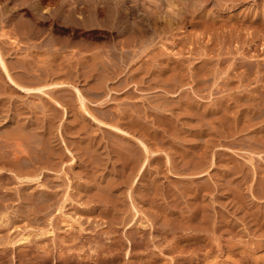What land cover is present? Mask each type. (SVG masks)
<instances>
[{
  "label": "rangeland",
  "instance_id": "374dc122",
  "mask_svg": "<svg viewBox=\"0 0 264 264\" xmlns=\"http://www.w3.org/2000/svg\"><path fill=\"white\" fill-rule=\"evenodd\" d=\"M11 1L0 0V20L3 21L0 22V53L2 58L4 55L7 63L12 65L14 59L17 61L23 58L21 54L27 53L29 44L41 43L42 40L53 35L56 38L61 37L58 30L61 24L58 21L40 23L36 17L41 19V15L60 13L61 10L67 15L66 12L71 10L72 5L68 4V0H64L65 4H62L63 0L62 2L61 0H45L38 10V16H34L26 12L27 4L20 3L21 0H17L16 5V0ZM27 1L35 4L37 0ZM79 1L82 2L78 5V9H75V15L80 17L81 14H87L88 11L83 9L85 8L83 5L85 1ZM79 1L78 3H80ZM195 1H197L195 4H191L189 1L178 0L183 7L179 6V8L174 9L177 14H172L175 16L172 30L165 34H155L154 41L158 50L151 53L157 54V51H163L162 62L157 63L155 61L153 63L155 71L153 69L152 73L143 72L140 74L142 81L136 78L137 81H129L126 85L123 82L133 71L131 69L124 71L125 74L122 72V75L120 72L119 76H112V79L109 80V86H113L111 87L113 93L108 105L112 106L111 109H114L117 117L128 112L130 117L144 120L143 122L146 121L147 131L144 133L134 126L130 128L124 122L120 123L119 126L131 133L130 138L135 145L138 144L137 140H141L148 145L151 151L157 152L156 159L150 155L143 176L133 170L129 181L122 182L121 185L123 186L120 187V190L115 189L112 196L113 204L99 200L91 192L96 180L90 178L88 174L90 171L86 169H89L93 163L85 161L88 164L87 167L78 160L73 168L68 164L71 155L78 157V148L75 144L78 140L95 139V143L99 141V149L102 151L104 145H110L108 134L96 128V124H94L95 126L89 124V129L84 128L83 121L76 113V103L70 104L58 93H56L58 96L54 94L53 98L66 106L67 113L62 115V112L59 111V115L54 117L50 126L48 119L52 112L51 110L47 112L45 106L48 99L38 96L25 98V96L11 93L3 84V73H1L0 139L3 135V125L10 127L12 122L14 123L18 118L20 121H27V124H32L38 120L36 122L41 125V127L38 125L37 128L39 132L40 130L47 132L46 136H53L52 138L62 149L66 146L71 151L70 154L65 153L62 162L59 163V166L63 163V170L65 171L62 174L63 181L60 183V192L65 190L66 184L70 181L71 188L68 191V196L71 198V202L63 211L58 210L57 212L55 206L60 201L57 200L54 202L55 206L51 211L44 216L40 214L37 216L32 210V205L28 206L27 203V198L32 197V192L39 188L37 183L33 182L27 189L23 190L21 183L19 186L16 179L12 180L13 174L8 171L3 173V167L0 166V264H66V261L64 263L57 261V257L64 254H71L73 257L90 256L93 253L92 248L74 244L70 239L78 231L83 234H91L95 229H108L111 225L109 219L112 213L116 212L117 219L122 214L133 217V213H135L133 208L138 210L134 216V227L143 222L151 223V221L156 226L165 225L167 218L171 216L162 213L157 206L169 204L168 206L171 205V207L178 209L180 205H183L186 207V212H189L192 205L191 200L199 204L202 203V200L207 203L209 226L216 227L214 234L212 227H209L207 230L198 233L202 235L200 242L196 239L186 242L191 234L196 233V230L176 232L177 243L180 242L179 244L183 245V250L179 253L175 249H170V246L167 248L158 246L157 242L164 240L153 231L149 235L151 238L155 237L156 243L149 240L148 247L139 250L131 248L132 244L130 243L135 240L134 231H127L122 234L123 226L119 224L116 232L110 234L112 239H120L125 244L123 252H120L121 260L119 263L139 264L140 261H143L137 256L146 252L151 258L144 261L145 264H185L186 260L191 259L195 261L194 264H214L213 259L215 258L221 263L226 260V256L219 253L215 245H212L214 243L213 238L218 236L221 243L237 238L243 239L242 241L247 243H245L246 255L233 254L234 256H232L234 259H241L242 257L244 260V262L241 260L242 264H264V216L256 215L258 210H264V139H261L264 138V0ZM60 4L61 6H59ZM3 10L6 11V17L3 15ZM73 26L69 28L66 34L68 41L72 39L70 44L75 42L73 39L76 41L82 39L79 42L90 47V51L99 48L105 49L110 43L109 36L105 32L100 33L88 27H80L79 30L77 25L73 24ZM34 30L36 31L35 34L29 32L30 35L27 36L28 31L33 32ZM31 35L32 37H30ZM3 41L7 42L4 47ZM73 48V46L69 47V50L75 52L73 58L76 61V57H79V51L77 52L76 47L71 50ZM147 50H144L142 54L138 53L137 59L146 54ZM35 51L43 50L40 47L39 49L35 47ZM81 53L82 51H80ZM174 59L181 62V66L179 65L177 70L170 64ZM201 62H204V65L201 66ZM156 65L166 67V74L168 75L176 72L177 82L175 86L169 84L170 82L166 81V77L162 80L156 79L160 68ZM73 68H77L74 61ZM88 80L82 73L78 75V79L73 75L68 78L69 82L83 90L85 103L89 109L91 108L97 117L104 120V117L97 112L103 110L104 106L101 105L103 107H100V98L98 100L93 99L88 94L91 90ZM114 81L121 82V84L117 85L118 83ZM182 101L184 103L181 104ZM188 102H190L189 104L192 102L193 107L188 104L187 106L186 103ZM31 105L36 107V111L39 109L41 113L45 111L46 117L41 116L40 112L37 114L40 115L39 118L43 117L41 120L29 112L20 115L15 112L20 106L25 107L28 111V108L33 107ZM231 108L235 110L233 111ZM156 111L162 113L167 122L164 119L163 123L156 122L157 118L154 115ZM222 116L225 117L223 121L218 119ZM22 117L23 119H21ZM258 131L259 133H257ZM101 138L103 139L101 140ZM61 142H64L65 145ZM0 144L2 143L0 142ZM108 145L107 149L112 154ZM103 160V164L92 174L96 175L98 180L104 181L108 176H118L119 164L112 161L113 158L110 162L108 158ZM235 166H240L242 170H238ZM42 168L43 166L39 165L37 171L42 170ZM56 169L54 167L52 170ZM10 170L15 172L14 169ZM3 174L9 183L7 181H5L6 184L3 183ZM52 177L51 175V179ZM144 177L148 181L150 180L151 184L158 186L161 192L159 191L156 195L151 189L146 192ZM132 178L134 179L133 184L130 182ZM203 184L207 188H204ZM184 186H192L199 192L197 196H194L195 199H192L194 197H191L187 192L186 194L182 193L181 189ZM236 186H239L241 194L235 193L234 188ZM5 189L13 193L12 199L3 201V190ZM169 189L174 191L173 196L166 194ZM5 222L8 223L6 227ZM230 223L236 225V229L240 230L239 234L234 232L235 229H230ZM45 231H51V233L48 235ZM42 232L45 234L39 235ZM22 237H26L24 242L13 244L14 241H18ZM61 238L64 239L63 242L60 241ZM156 238L160 240L157 241ZM7 239H10L9 241L12 243L4 244L3 242ZM170 239L168 236L166 240ZM126 249L127 254L125 253ZM45 255L49 257V261L42 262L41 259ZM226 261L229 264L228 259ZM91 264H100V262Z\"/></svg>",
  "mask_w": 264,
  "mask_h": 264
},
{
  "label": "bare ground",
  "instance_id": "6f19581e",
  "mask_svg": "<svg viewBox=\"0 0 264 264\" xmlns=\"http://www.w3.org/2000/svg\"><path fill=\"white\" fill-rule=\"evenodd\" d=\"M78 1L79 0H74L71 2L68 0V4L72 5V8L70 11L66 12L67 15H65V12L62 13V10H61L60 13L48 14L47 16L41 15V17H42V18L40 17L41 19H38V17H36V19L40 23H46V22L50 23L51 21H58L61 24L60 27H58V30L61 34V37L56 38V37H53L54 35L52 34L53 35L52 37H49L48 39L42 40L41 43L29 44V46H27V49H28L27 53L24 52L25 54H21V55H23V58L21 60H17V61H15V59H14L12 65L8 64L4 55L2 58V55L0 53V79H1V73H3V75H2L3 76V84L7 87L8 91H10L11 93L19 94L21 96H25V98L29 97V96H33V97L38 96L40 98L48 99L47 104L45 106H46L47 112L50 110L52 112L51 116L48 119V123L50 126H51L52 121L54 120V117L57 116V114L59 115L60 112H62L61 113L62 115L67 113L66 106L63 105L59 100L53 98V95L58 93L59 96H61L62 98L64 97V99H66V101H68L70 104L76 103V107H77L76 113H78L77 115L83 121L82 124H83L84 128L89 129V127H90L89 124L90 125L96 124V126L94 125L96 128H98L99 130L108 134L109 139H110V145H108L107 143H105V144L110 146V150H112V154L110 153L111 151L109 152V149H107V145H104L102 147L103 149L101 151L99 149L100 148L99 141H97L98 143H95V141H94L95 139H92V138L85 139L84 138L83 140L80 139L75 143L77 148H78V150H77L78 151V157H74L73 155H71L72 157H71V160L69 161L68 164H70V167L73 168V165H75L78 160L82 164H84V166L88 165L85 161H90L91 163H93L92 166L89 165L90 166L89 169L85 168L87 171L88 170L90 171V173H88L90 178L96 180V183L94 182L95 185L92 186V189L90 188L92 190L91 192L94 193V195L99 200H101L105 203H112L113 202L112 196H113V192L115 191V189L120 190V187L123 186V185H121L122 182L125 183V181H127V180L129 181V179L133 173V170L137 171V173H139L140 175L142 174V176H143L145 169L149 163L150 155L155 157V159H156L157 152L151 151L149 149L148 145L141 140H137L138 144L135 145L130 138L131 133L127 132L121 126H119L120 123L124 122L130 128L134 126L136 128L138 127L139 129H141L142 132H144V133H146V131H147L146 121L143 122L144 120L141 121V120H138L134 117H130V113H128V112H125L124 114L122 112L123 116L117 117V115L113 111L114 109L113 110L111 109L112 106L110 107V105H108V104H110L108 102H109V99L113 93L112 89H111V87H113V86H109L110 85L109 80L112 76L113 77L115 75L119 76L120 72L122 75V72L124 73V71H126V70L128 71L129 69H131L133 71L131 72V74H129L128 78L124 79V82H123L126 85V84H128L129 81H133L136 78H139V79H141L140 81H142L140 74L143 72L152 73V71L154 69L153 63L155 61H157V63L158 62L160 63V62H162V59H163L162 58L163 51H157V54L151 53L152 51L158 50L156 48V46H157L156 42L154 41L155 34H157V33L165 34L166 32L172 30L174 22H175V16L172 14L176 13L174 9L175 8L177 9V7L179 8V6L183 7V5L180 4L178 2V0H84L85 2L83 3V5L85 8H83V9L87 10L88 12H87V14L83 13L84 15L81 14V16L79 17V15L78 16L75 15L76 14L75 9H78L77 7L79 4H81L82 1L81 2L79 1L80 3H78ZM186 1H189L191 4H195L197 2L195 0L194 1L185 0V2ZM44 2H45V0H37L36 3L34 4V3H31L27 0H21L20 1V3H22L24 5L27 4L26 12L28 14L29 13L33 14L34 16H38V10H39L41 4ZM61 2H62V0H61ZM169 2H171V3H169ZM16 4H17V0L15 2V5ZM62 4H65L64 0H63ZM185 4H188V3H185ZM18 5H19V3H18ZM59 6H61V4ZM65 7H66V5H65ZM67 8H68V6H67ZM6 9H8V8H6ZM181 9H184V8H181ZM22 12H23V10H22ZM5 14H6V11L3 10V15L5 16ZM3 20L5 21L6 19L4 18ZM0 22H3V21L0 20ZM73 24L75 26L77 25L79 30H80V27H82V28L88 27L94 31H99L100 33L105 32L109 36L110 43H108V45L105 47V49L101 50L99 48L100 50L96 49V50H90V51H89L90 47H88L86 44H82L81 42H79L82 39H77L79 41H76L73 39V42L74 41L75 42L72 43L73 45L70 44V41H72V39L68 41L67 40L68 37H66V34H67L69 28L71 26H73ZM29 32L33 33V34L36 33L35 30L33 32L28 31L26 33L27 36L30 35ZM50 32H52V31H50ZM95 34L98 35V33H95ZM56 35H57V33H56ZM69 36H70V34H69ZM30 37H32V35ZM109 39H107V40H109ZM6 43H7L6 41L5 42L3 41V47H4V44H6ZM72 46L74 48L71 50H74L76 47L77 52L79 51L78 52L79 57H76V61L73 58L75 52H71L69 50V47H72ZM35 47L36 48L38 47V49L40 47V49H42L43 51H35ZM103 48H104V46H103ZM144 50H147L146 54H148V55L144 54L139 59H137L138 56H136V55L138 53L142 54V52ZM52 51H54V52H52ZM80 51H82L81 54H80ZM153 53H156V52H153ZM13 58H14V56H13ZM73 61L76 62L77 68H73ZM180 63L181 62L174 59V61L170 62V64L172 65V66L171 65L170 66L177 70L179 68ZM200 65L201 66L204 65V62L203 63L201 62ZM156 66H159V65H156ZM159 67L160 68L158 69L156 79L159 78V80L160 79L162 80V78L164 79V77H166L167 78L166 81H169L170 82V83L168 82L169 84H172L173 86H175L176 82H177L176 72L171 73V74L169 73V75H168V74H166L167 73L166 67H161V66H159ZM118 69H119V72H118ZM154 71H155V69H154ZM81 73H82V75L84 74V76L87 77V79H89L88 80L89 86H90V89L92 91L90 90L88 92V94L91 95L93 97V99L98 100L100 98L99 99L100 100L99 101L100 107H101V105L104 106L103 110L101 109V110L97 111L101 116L104 117V120L97 117V115L93 111H91V108L89 109V107L86 105V103H85L86 99H85V96L83 95V92H82L83 90H81L79 87H77L76 85H73L71 82L68 81V78L71 77L72 75L78 79V75L79 74L81 75ZM166 75H168V76H166ZM135 81H137V80H135ZM112 82H113V80H112ZM114 82L118 83L117 81H114ZM31 84H33V85H31ZM119 84H121V82H119L117 85H119ZM167 87H168V85H167ZM103 93H104V96L102 97ZM58 94H56V95L58 96ZM73 99H74V101H73ZM252 100H254V99H252ZM183 101L180 103L181 104L184 103ZM225 102H227V101H225ZM97 103H98V101H97ZM189 103L190 102L186 103V105L188 104L189 106L193 107V103L192 102H191V104H189ZM178 104H179V102H178ZM257 104H259V103L257 102ZM253 105H254V103H253ZM31 106H33V105H31ZM15 107H16V105H15ZM100 107H99V109H100ZM178 107H180V106H178ZM226 107H227V105H226ZM132 109H133V107H132ZM208 109H209V107H208ZM225 109H227V108H225ZM231 109H233V108H231ZM16 110L17 111H15V112H17L18 115H20L22 113L29 112V113L36 115V118H39V116H40V115L38 116V114H37V112H40V109H39V111H36L35 106L28 108V111H27V109H25V107H21V106L18 107ZM159 110H161V109H159ZM183 110H188V109H183ZM234 110L235 109H233V111ZM175 111H176V109H175ZM202 111H203V109H202ZM223 111H225L224 108H223ZM139 112H140V110H139ZM143 112H144V110H143ZM163 112H164V110H163ZM131 114H132V112H131ZM133 114H135V113H133ZM140 114H141V112H140ZM140 114H138V115L140 116ZM34 115H32V116H34ZM45 115H46V113H45V111H43L41 113V116L46 117ZM151 115L153 116V114H151ZM154 115L157 118L156 122L163 123L162 122L163 119L165 120V118H163L162 113H158L156 111L154 113ZM164 115H166V114H164ZM223 115H225V114H223ZM3 116H5V115L3 114ZM28 116L30 117L29 114H28ZM136 116H137V114H136ZM0 118H1V116H0ZM42 118H39V119L41 120ZM5 119H7V118H5ZM12 119L14 120V117ZM21 119H23V117ZM121 119H122V121H121ZM218 119L223 121L225 119V117L222 116ZM36 121H38V120H36ZM36 121H34V123H32V124H27L26 123L27 121L23 122V121H20L18 118L15 120L14 123L12 122V125H10V127H8L9 125L8 126L3 125L4 126L3 127V133H2L3 135L1 136L2 139H0V142L2 143V144H0V166L3 167V173L8 171V172H11L13 174L12 180L16 179V181L19 182V186L21 183V185H23V187H21L23 190L27 189V187H29L31 183H33V182L37 183V186H39V188L35 189L32 192V197L27 198V203H28V206L32 205L31 206L32 210L36 213V215L40 214V215L44 216L49 211H51V209L55 206L54 202H56L57 200H60L58 202V204L55 206L57 212H58V210L63 211V209L65 207H67V204L69 202H71V198L68 196V191L71 188V184H70L71 182L70 181H68V183L66 184L65 190L63 192H60L61 191L60 183L63 181L62 174H64L65 171L63 170V163H62V165L59 166V163L62 162L63 155L65 156V153H69V152L71 153V151L66 146H64L65 148L62 149L61 146L57 145L55 139L52 138L53 136L52 137L46 136L47 132H44L42 130H40V132H39V130L37 128H38V125H40V124H38ZM249 121H250V119H249ZM3 122H5V121H3ZM42 125L44 128L43 123H42ZM164 126L167 127L166 124H164ZM231 126H233V125H231ZM248 126H250V125H248ZM40 127H41V125H40ZM48 127H47V129H48ZM214 127H216V126H214ZM168 128H166V129H168ZM231 132H233V131L231 130ZM257 133H259V131ZM88 136H89V134L87 135V137ZM252 138H253V136H252ZM259 138H261V137H259ZM102 139L103 138H101V140ZM249 139H251V138H249ZM261 139H264V138H261ZM101 140H100V142H101ZM249 141H251V140H249ZM62 144H64V142ZM104 158H108L109 162L113 158L114 160H112V161H115L119 164L118 176H116V175L115 176H108L106 174L108 177L105 181L101 180V179L98 180L96 175L92 174L93 172L95 173V171L101 166V164H103ZM158 159H159V157H158ZM194 164H195V162H194ZM39 165H42L43 168H42V170L37 171ZM54 167H56L57 169L52 170ZM81 167H82V165H81ZM8 168H9V170H8ZM82 168H84V167H82ZM235 168H237L238 170H242V168L240 166L239 167L235 166ZM10 169H14L15 172H12V170H10ZM92 169H94V170H92ZM33 171L34 172L36 171V172L31 175L30 173ZM116 172H117V170H116ZM51 175L53 176L52 179H51ZM64 177L67 178L66 176H64ZM102 178H104V177H102ZM143 180H144V188H145L146 192L150 189L154 190L155 195L158 194L159 191L161 192V190L159 189L158 186L151 184L152 182L150 180L148 181L145 177L143 178ZM5 181L8 182V180L4 177V174H3V183L4 184H6ZM133 181H134V179L132 178L130 182L133 184ZM238 182H240V181H238ZM4 184H3V186H4ZM203 186H204V188H207L204 184H203ZM238 187L239 186H236L234 188L235 193L241 194L240 188H238ZM181 191H182V193H185V194H186V192L189 193V195L191 197L197 196V193H199L196 189H194V187L192 188V186H184V187H182ZM166 194L173 196L174 191L169 189ZM12 196H13V193H11L10 191H6V189L3 190V196H2L3 201L12 199ZM195 198L196 197H194L192 199H195ZM191 203H192V205L190 204L191 209L189 212H186V207H184L183 205H180L178 207V209L171 207V205L168 206L169 204H166L165 206H157V208L162 213H166V214H169L171 216V217L167 218V222L165 225L162 224V225H157V226H156V224H153L151 221V223L143 222V223L138 224L137 227H134V224H135L134 216L138 211L136 208H133V210L135 212V213H133V217H128L127 215L122 214L119 219L116 218V215H115L116 212L112 213L114 211L112 209V212H111L112 214L110 215V219H109L111 225H109L108 229L107 228L106 229L101 228L100 230L95 229L94 232L91 234H86V233L83 234L81 231H78L77 234L72 235V237L70 238L72 243H74V244H79L80 246H86L89 249L92 248V251H93L92 255H90V256L88 255L89 257L88 256L87 257L86 256L73 257L71 254H67V255L64 254V255L58 256L57 261H59L60 263H64V261H66V264H91L93 262H95V263L100 262V264L101 263H103V264H121V263H119V260H121L120 252L123 250V247L125 248V244L120 239H116V238L112 239V237H111L112 235L110 236L111 233L116 232V230L118 229L117 225H119V224L121 226H123L122 234H123V232L126 233L127 231H134L133 233H134L135 240L133 243H130V244H132L131 248H135V249H139V250L146 249L148 247L149 240H152L153 242L155 241L154 240L155 237L151 238V236H150L152 234L151 232L154 231V232H156V234H158V237L163 238V240H164V241L159 242L158 240H160V239L156 238L158 241L157 242L158 246L163 247V248H165V247L167 248L168 246H170L171 247L170 249H175L176 251H178L180 253L183 250V245L179 244L180 242L177 243V239L175 236L176 232L185 231V230H188L190 232L192 230H196V233L191 234V236H189V240H187L186 242L192 241V239L193 240L196 239L197 241L199 240V242H200L202 240L201 239L202 235H200L198 233H200L204 230H207L209 227H212V226H209V215H207V212H208L207 208L208 207H206L207 203L204 202L203 200H202L201 204L195 203V201H193V200H191ZM158 205H160V204H158ZM110 207H112V206H110ZM130 207H131V205H130ZM108 209H110V208H108ZM110 211H111V209H110ZM256 213L255 214L257 216H264V210H258ZM107 214H109V212ZM3 215H5V214L3 213ZM4 225L6 227V226H8V223L5 222ZM55 226H56V224H55ZM229 226H230L231 230H234V229L236 230V231H234L236 234L240 233V230L236 229V227H235L236 225L234 223H230ZM212 229H213V234H214L216 232V227L213 226ZM45 232L44 233L42 232L39 235H43V234H45ZM48 233H51V231L46 232V234H48ZM147 233H148V236H147ZM168 236H170L171 239L167 241L166 239ZM25 239H26V237H22L18 241H14L13 244L15 243V245H16V244H19L21 242H24ZM213 239H214V241L213 240L212 241L214 243L212 245L213 246L215 245L216 250L219 253L225 254L224 255V256H226L225 259L226 260L228 259L229 264H242V261H241V260H243L242 257H241V259L240 258L234 259V257H232V256H234L233 254H239L240 256H242V254L244 255L247 252L246 251L247 247L245 246L246 242L244 243L242 241L243 239L237 238V239H232V240H225V242H223V243L220 242V240H219L220 238L218 236L216 238H213ZM9 240L10 239H7L3 243L6 245L11 244L12 242ZM60 241L63 242L64 239L61 238ZM155 243H156V241H155ZM157 245H156V247H157ZM125 253L127 254V249H126ZM215 253L217 254L216 251H215ZM4 254H6V252H4ZM148 255L149 254L147 252L145 254L142 253V254L138 255L137 257H139L143 261V262H141L139 260L140 261L139 264H145L146 262L144 263V261H146V260L148 261V259L150 260L151 257H150V255L149 256ZM133 256H135V255H133ZM122 257H123V255H122ZM176 260H177V258H176ZM213 260H214V262H213L214 264H228L226 260L225 261L223 260L224 262H221V263L216 258ZM41 261L42 262L49 261V257L47 255H45L42 257ZM194 262L195 261L192 259L186 260L185 264H194ZM243 262H244V260H243Z\"/></svg>",
  "mask_w": 264,
  "mask_h": 264
}]
</instances>
